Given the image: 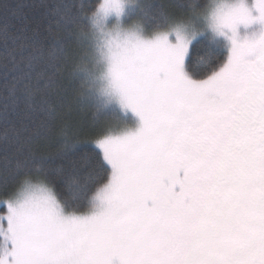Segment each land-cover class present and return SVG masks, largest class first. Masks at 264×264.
Masks as SVG:
<instances>
[{"label": "rangeland", "instance_id": "374dc122", "mask_svg": "<svg viewBox=\"0 0 264 264\" xmlns=\"http://www.w3.org/2000/svg\"><path fill=\"white\" fill-rule=\"evenodd\" d=\"M138 4L101 0L96 15L98 84L106 104L130 119L97 146L110 186L81 212L64 209L44 182L20 189L0 213V264H180L194 253L206 264H264V143L254 149L240 134L247 99L262 103L250 113L255 122L244 121L263 125L256 122L264 110V0H212L200 15L226 51L203 80L185 72L200 31L157 30L140 21ZM214 113L212 139L200 122ZM183 135L186 143L174 148L182 161L166 173L171 143ZM208 151L219 166L215 181L196 158L194 170L184 162ZM238 171L244 182L229 178ZM222 192L230 195L215 201ZM156 196L167 204H155ZM147 209L163 227L151 226ZM204 245L211 252L202 253Z\"/></svg>", "mask_w": 264, "mask_h": 264}, {"label": "trees", "instance_id": "16d2710c", "mask_svg": "<svg viewBox=\"0 0 264 264\" xmlns=\"http://www.w3.org/2000/svg\"><path fill=\"white\" fill-rule=\"evenodd\" d=\"M211 1L139 0L137 6L140 21L157 30L188 26L200 31L191 40L185 64L192 80L213 75L226 60L224 42L200 18ZM100 2L0 0V213L30 183L44 182L70 212L91 208L110 186L111 170L97 146L130 119L106 104L98 84L95 24ZM175 147L173 141L166 173L182 161ZM181 174L184 184L187 175ZM226 195L217 194L215 201ZM154 203L167 204L158 197ZM145 213L151 226L163 227L154 222V213ZM210 250L205 245L200 249ZM199 255L179 257L180 264H206Z\"/></svg>", "mask_w": 264, "mask_h": 264}, {"label": "flooded vegetation", "instance_id": "af4514ba", "mask_svg": "<svg viewBox=\"0 0 264 264\" xmlns=\"http://www.w3.org/2000/svg\"><path fill=\"white\" fill-rule=\"evenodd\" d=\"M261 103H262V101L260 100V98H257L255 100V103H254V101H250L248 99L245 100V104H247L249 107H245V109L247 110L246 113H245V116H242L240 118V134H243L245 141H247L249 144L250 143L253 144V148L254 149H255V147L257 148L258 145H260L261 143H264V127H263V125H264V110L261 109L262 110V113L259 114V116H260L259 117V121L256 122V124H258V123L263 124L262 127H258V126H253L252 127L251 124H248L247 125L246 124V121H244V120L246 118L252 119L253 114H250V113H253V111H254V105H256V106L259 107ZM193 110L196 112V110L194 108H193ZM188 115H190V114H188ZM205 122H206V124H204ZM205 122H200L201 125H203V127H202V133L203 134L204 133H209L212 136L211 137L212 139L215 138V113L213 114V120L210 123H208V121H205ZM252 122H255V120L252 119ZM188 123H194V121L189 120ZM213 128H214V132L211 131V129H213ZM206 138H209V137H207V136L201 137V141L207 142L206 141ZM185 139L186 138L183 135V137H180L179 139H176L175 138L174 142H175L176 146H179L178 143H181V144L186 143L185 142ZM249 152H251V150H249ZM249 152H247L246 154H249ZM208 154H209V151H208L207 154H205L203 152H198V153L192 152V154L190 155V157H188V155H186L188 160L191 159V161H190L191 163L190 162L187 163L188 161H184L186 163V168L188 166L189 168L191 167L194 170V168H195L194 165L196 163L192 159H195V158H196V160L199 161V163H200L201 166L203 165V167H204L205 164H208V165L211 164V166L214 168L215 167V160L214 161L211 160L208 157ZM213 157H215V152H214V156ZM200 158H201V161H200ZM179 159L181 160L182 158H179ZM245 160H247V159H245ZM211 166H209V167H211ZM209 167H206L205 166V168H203V169H209ZM212 167H211V169L214 171L212 174H210V171H206V172L208 173V176L211 177V180H214L215 181V169H213ZM231 177L232 178H235L237 180L239 179L242 182L245 181V176L242 174V171L234 172L232 174V176H229L230 179H231ZM197 180H200L201 182H204V180H201V178H199ZM186 259H188V258H186Z\"/></svg>", "mask_w": 264, "mask_h": 264}]
</instances>
